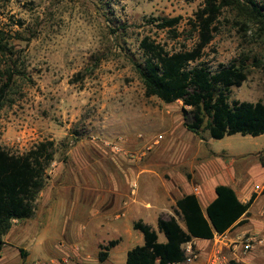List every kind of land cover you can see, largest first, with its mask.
Returning <instances> with one entry per match:
<instances>
[{
	"label": "rangeland",
	"instance_id": "obj_1",
	"mask_svg": "<svg viewBox=\"0 0 264 264\" xmlns=\"http://www.w3.org/2000/svg\"><path fill=\"white\" fill-rule=\"evenodd\" d=\"M255 1L264 6V0ZM203 4L204 0H0V38L16 52L22 72L9 83L0 62V93L9 83L0 111V146L23 154L41 142L54 141L57 150L31 219L37 221H15L13 228L34 231L38 214L43 225L38 232L27 231L18 245L31 249L36 238L48 248L42 258L53 257V264L61 257L62 264H82L69 250L76 248L71 231L82 235L93 230L104 214L95 205L104 194L100 190L117 176L136 177L134 164L148 163L160 170L154 165L164 168L185 160L179 168L190 182L191 164L216 163L223 170L226 159L239 162L244 155L246 166L235 169L246 172L241 180L252 186L264 182L259 157L264 135L215 140L206 132L201 149L200 138L183 126L182 102L168 105L147 97L133 68L134 62L144 61L145 37L168 51L191 49L197 41L191 23ZM177 17L178 38L158 27L159 20ZM216 28L200 62L213 71L243 62L247 80L232 88L231 101L264 103V41L256 28L242 25L230 9L222 11ZM73 207L76 215L77 207L82 211L80 216H73ZM262 209L264 197L251 209L254 220ZM160 238L165 239L163 234ZM61 242L69 246L61 249ZM129 244L113 250L112 256L125 253ZM53 246L61 257L52 256ZM257 248L264 245L252 250Z\"/></svg>",
	"mask_w": 264,
	"mask_h": 264
},
{
	"label": "trees",
	"instance_id": "obj_2",
	"mask_svg": "<svg viewBox=\"0 0 264 264\" xmlns=\"http://www.w3.org/2000/svg\"><path fill=\"white\" fill-rule=\"evenodd\" d=\"M224 9L236 12L242 25L252 24L257 36L264 41V6L257 1L204 0L191 23L197 33V41L191 49L184 47L168 51L145 37L141 42L144 61L134 62L133 68L147 97H156L168 105L182 102L184 126L200 139H204L206 132L215 140L234 135L260 137L264 135V103L231 101L232 88L241 87L247 80L244 63L221 65L213 71L200 62L214 39L216 23ZM159 21L160 29L169 31L174 38L179 37L180 17ZM0 62L6 66L5 76L9 83L16 75H22L19 57L3 38H0ZM9 83L1 89L0 111L5 105L4 96ZM56 153L54 141L41 142L23 154H13L0 146V255L5 245L4 237L12 230L14 222L34 218L38 197L50 179L48 170ZM260 161L264 167V154ZM215 193L216 198L205 210L197 195L184 196L176 203L175 216L159 218L158 230L136 222L134 229L142 233L144 244L129 251L126 264L182 262V246L187 242L213 239L236 224L244 223L241 219L248 215L256 195L242 203L229 186L219 185ZM159 234L165 236V242L159 241ZM118 243L111 241L102 248L101 262L109 257L110 250Z\"/></svg>",
	"mask_w": 264,
	"mask_h": 264
},
{
	"label": "crops",
	"instance_id": "obj_3",
	"mask_svg": "<svg viewBox=\"0 0 264 264\" xmlns=\"http://www.w3.org/2000/svg\"><path fill=\"white\" fill-rule=\"evenodd\" d=\"M205 141V138L200 139L198 146L201 149ZM200 153L195 155V159H199ZM263 154L264 149L260 151L259 157ZM182 155L185 158L186 152ZM242 157L245 156L237 158L240 160L239 162H236V159H232V161L226 159V162H230H228L229 164H226V162L222 163L224 166L223 170L219 169L221 165L219 166L216 163L210 164L212 167H206L204 163L197 161L199 164L190 165V173L192 174L190 182L179 168L183 163L186 164L185 160L183 163L180 161V165L170 162L164 168L154 165L157 168H161L160 170H155L153 165L148 163L134 164L135 166L138 165L139 171L136 177L127 180L122 176H117L111 180L112 182L108 188L100 190L104 194H102L103 196H98L99 198L96 200L95 205L98 204L100 212L102 211L104 214L102 219H98L95 226H92L93 230L88 234L82 235L71 231L70 234L76 236L74 241L76 242V248H72L66 242H61L60 248H65L66 244H68L69 250L72 251L73 255L80 256L82 264H126L129 251L136 246L144 244L142 233L134 229L136 222H143L158 230L159 218L175 216L174 208L176 203L184 196L197 195L203 210H205L216 198L215 188L219 185H226L236 192L242 203H247L254 194L256 199L250 207L248 215L241 219L244 223L236 224L226 233L215 235L213 239L194 240L197 258L189 264H264V248L245 251L241 244H236L239 238L244 235L264 238V209L255 218L256 220L253 219L251 214L252 207L264 197V182L255 183L253 186L244 184V180H241L240 175L247 176L246 172H240L239 174L235 170L246 166V162L241 161ZM260 169L264 173L262 165ZM77 209L79 214L76 215V207H73L74 211L72 210L71 212L73 216H80L82 213L78 207ZM37 217L40 218V223L34 229L35 232L41 229L40 225H43L44 222L41 214H38ZM35 221L37 220L35 219L32 222ZM180 224L183 226V223L180 222ZM27 231L23 230L20 232L18 227H16L4 237L5 245L0 255V264H53L51 263L53 257L42 258L41 253H47L48 248L42 242L34 241L36 238L33 240L31 249L18 245L20 237L29 235ZM111 241H119V243L110 250L109 257L104 262H101L99 255L102 248ZM159 241L165 242L166 238L161 240L159 234ZM124 242L130 243L124 249L123 252L125 253H118L116 256H112V251L119 249L125 244ZM52 250L54 252L52 256H58L54 258L61 257L62 253L56 247L53 246ZM88 250L94 251V254L89 253ZM22 251L24 256H22ZM63 259L62 257L57 259L55 264H62Z\"/></svg>",
	"mask_w": 264,
	"mask_h": 264
},
{
	"label": "built area",
	"instance_id": "obj_4",
	"mask_svg": "<svg viewBox=\"0 0 264 264\" xmlns=\"http://www.w3.org/2000/svg\"><path fill=\"white\" fill-rule=\"evenodd\" d=\"M241 244L245 251H250L256 245H264V238L254 235H244L239 238L238 243ZM184 259L182 262L176 264H189L197 258V253L194 248L193 241L187 242L182 246Z\"/></svg>",
	"mask_w": 264,
	"mask_h": 264
}]
</instances>
